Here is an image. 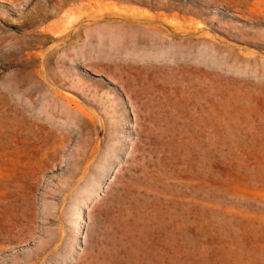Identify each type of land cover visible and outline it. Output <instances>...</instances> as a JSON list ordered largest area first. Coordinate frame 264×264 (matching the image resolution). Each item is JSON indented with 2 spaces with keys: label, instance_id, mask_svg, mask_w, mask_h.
<instances>
[{
  "label": "rangeland",
  "instance_id": "1",
  "mask_svg": "<svg viewBox=\"0 0 264 264\" xmlns=\"http://www.w3.org/2000/svg\"><path fill=\"white\" fill-rule=\"evenodd\" d=\"M0 264H264V0H0Z\"/></svg>",
  "mask_w": 264,
  "mask_h": 264
},
{
  "label": "bare ground",
  "instance_id": "2",
  "mask_svg": "<svg viewBox=\"0 0 264 264\" xmlns=\"http://www.w3.org/2000/svg\"><path fill=\"white\" fill-rule=\"evenodd\" d=\"M99 36H100V40H102L103 39V37H101L102 36V33L100 32L99 33ZM122 37V35H119V33H116V32H114V31H111L110 33H109V35H108V38L110 39V41L112 42V43H115V41H119V39ZM51 131H53V130H51ZM50 131V132H51ZM55 132V131H54ZM56 134H57V132H56ZM58 134H59V132H58ZM57 134V135H58ZM63 138H64V136H62ZM58 138V137H57ZM60 138H61V135H60ZM59 139V138H58ZM61 140H63V139H61ZM64 140H65V138H64ZM61 144H64L63 143V141L61 142ZM109 155H110V153H109ZM107 159V158H106ZM95 177V176H94ZM99 180H97V179H95V178H93L92 179V181L85 187V189H84V193L86 192V194L87 193H89V196L90 195H92L93 194V192H95V190H96V188H98V186H99V182H98Z\"/></svg>",
  "mask_w": 264,
  "mask_h": 264
}]
</instances>
